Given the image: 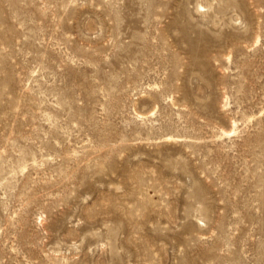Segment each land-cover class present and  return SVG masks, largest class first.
Instances as JSON below:
<instances>
[{"label":"rangeland","instance_id":"1","mask_svg":"<svg viewBox=\"0 0 264 264\" xmlns=\"http://www.w3.org/2000/svg\"><path fill=\"white\" fill-rule=\"evenodd\" d=\"M0 264H264V0H0Z\"/></svg>","mask_w":264,"mask_h":264},{"label":"bare ground","instance_id":"2","mask_svg":"<svg viewBox=\"0 0 264 264\" xmlns=\"http://www.w3.org/2000/svg\"><path fill=\"white\" fill-rule=\"evenodd\" d=\"M235 128H236V123H234V130H233V133H235ZM231 133H227V135H229Z\"/></svg>","mask_w":264,"mask_h":264}]
</instances>
